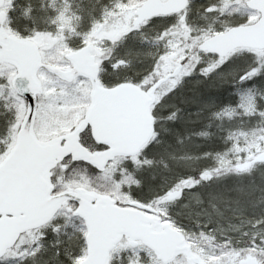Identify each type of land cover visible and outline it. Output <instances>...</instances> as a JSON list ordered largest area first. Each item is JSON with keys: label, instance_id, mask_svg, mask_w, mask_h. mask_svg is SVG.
<instances>
[{"label": "snow or ice", "instance_id": "obj_1", "mask_svg": "<svg viewBox=\"0 0 264 264\" xmlns=\"http://www.w3.org/2000/svg\"><path fill=\"white\" fill-rule=\"evenodd\" d=\"M192 3L193 0H113L112 7H105L101 18L94 20L89 30L81 34L84 46L81 51L99 52L98 41L94 38L101 35L108 37L104 43L111 45V49L107 59L101 58V64L117 73L140 64L142 67L137 69L135 78L119 79L117 86L131 82L139 94L145 97L146 104L154 98L155 93L161 91L163 95L160 99L174 98L194 76L200 78L198 84L207 83L210 89L227 85L232 90L231 94L237 97V102L223 106L213 115L219 118L238 114L258 125L241 133L252 138L249 147L241 149L233 146L235 151H244L245 155L235 157L236 162L233 163L225 159L227 153H217L218 164L214 169H201L198 176H181L166 184L155 196L140 195L130 187H125V182L131 181L132 177H121L118 175L120 170L111 167L120 161L117 140L112 137H93L90 135L91 126L80 134L81 144L89 158H80L61 146L58 150L61 152L60 159L53 166L49 167L40 161L29 163L16 137L22 132L27 133L29 125L33 123V114L39 111L45 101L32 83L34 78L31 72L21 67L17 75L26 78L29 83L23 89L11 90L12 104L16 106L12 109L13 118L6 125L0 122V125L10 127L9 141L0 146V264H49L50 260H55L56 264H116L117 261L119 264H178L176 258L181 255L182 249H187V238L182 235L185 229L171 209L186 197L196 204H202L201 190L215 176L227 172L250 174L255 166L264 165V150H250L255 145L264 147V92H260L264 88V49L257 52L248 45L226 46L229 41L238 39V34L243 30L264 28V0H259V3L257 0H233V4L225 7L229 11L235 7L240 18L220 27L194 24L189 16ZM166 4L170 6L169 11H157ZM225 7L208 5L203 8L200 17L207 21L209 17L226 14ZM132 8H139L147 14L135 23L129 21L120 33L109 31L115 20L123 21ZM64 16L62 11L58 18L62 20ZM178 33L183 34L179 47L174 39ZM146 48L150 51H145ZM144 57H147V63ZM171 57L179 61L182 71L178 74L167 67ZM11 83L6 76L0 77V84L5 89ZM149 83L151 87H148ZM21 101L27 108L26 120L19 110ZM179 111L178 108L170 111L166 114L167 119L174 121ZM152 120L151 131L158 138L155 109ZM156 142H150L144 151ZM89 143L93 147H89ZM140 155L143 156V151ZM209 155L207 152L203 154L205 157ZM126 161L129 168L134 162L141 163L140 157L135 155L127 157ZM80 163L85 166L84 171L74 173L67 179L65 174L69 165ZM143 163L151 164L152 161L145 159ZM88 167L96 171L95 181L111 184V192L100 194L91 190L95 182L85 175ZM46 168L51 175L45 171ZM56 169L63 171L58 172ZM189 182L190 186L182 187ZM65 188L72 190L73 195L65 197ZM209 195V203L215 209L212 200L223 199V195ZM33 198L47 201L58 211L26 229L19 227L31 211L30 202ZM234 202L242 215L251 212V235L240 247L232 243L231 237H226L219 251L202 250L200 255L204 257L203 264H224L226 253H238L240 257L252 256L255 264H264V209L258 211L250 201L239 197ZM189 206L183 205L184 208ZM154 210L160 214L156 215ZM61 218L63 223L57 224L56 221ZM73 218L79 220V225L73 223ZM211 221L209 213L208 222ZM11 224H16L18 230L5 238V230ZM137 225H145L155 234L167 233L171 229L170 243L173 246L165 249L164 241L156 236H137L134 232ZM48 230L53 232L55 239L51 243L52 254L46 258L49 247L44 241ZM105 232L109 239H105ZM201 235H204L203 230ZM244 235L248 236V233ZM26 236H31L27 243L24 239ZM62 236L66 237V241L60 238ZM125 236L127 239H124ZM98 244L105 250L103 260L96 258ZM183 264L194 262L185 260Z\"/></svg>", "mask_w": 264, "mask_h": 264}, {"label": "rangeland", "instance_id": "obj_2", "mask_svg": "<svg viewBox=\"0 0 264 264\" xmlns=\"http://www.w3.org/2000/svg\"><path fill=\"white\" fill-rule=\"evenodd\" d=\"M30 1L35 2L33 6H36L35 9L38 10L36 11L37 14L32 13L31 15L32 23H35L31 24L33 26H31V28L28 25H25L26 22L29 21L28 14L30 10L27 9V6ZM236 2H239V0H236ZM211 4H218L220 7H225L226 5L233 4V0H193L189 12L191 21L197 26L214 24L216 27H220L221 25L230 24L240 18L235 7H233L231 11L225 7L226 14L219 15L218 17H209L207 21L201 19L200 13L203 11V8ZM112 5L113 0H5L3 10L6 12L7 18L4 24V29L8 34L14 35L18 38L30 40L37 45L43 63L53 65L58 68H67L69 64L64 59V55L84 47L82 45L81 34L89 30L94 20L101 18V14L105 7L111 8ZM136 9L137 8L129 9L123 21L119 19L115 20V22L110 26L109 31L112 33H120L129 21L135 23L138 19L135 15ZM62 11L65 13V16L61 20L58 17L59 13ZM38 15L42 17L44 15V17L40 20L41 24L38 23ZM24 20L25 24L21 27L23 31L20 33L15 26H13V24L20 21L24 22ZM38 26L40 27L39 29L36 28ZM182 35L183 34L179 33V36L177 34L174 37L178 47ZM107 38L108 37L102 35L94 38V40L98 41L100 51L95 52V50H93L92 54L94 55L96 62L99 64L98 80L100 81V84L104 87H111L117 84L119 79H123L124 77L135 78L137 76V72H134V67L119 73L109 71L105 69L104 66L102 68L99 62H101V58L107 59V54L111 49V45L104 43V40ZM137 39H139V37H137ZM145 51H150V49L146 48ZM144 61L147 63V57H144ZM175 66H179V61L176 60L175 57L169 58L167 64L168 69L172 71ZM180 71H182V69ZM14 74L15 70L11 66L3 65L0 67V77L6 76L7 79L11 80ZM37 77L42 85L41 94L45 102L40 106L39 111L36 112L33 131L39 141H47L70 132L82 119L83 113L89 105V92L91 87L89 82L84 78H78L72 83H64L44 70H40ZM103 79H106L107 82L105 83ZM229 79H232V77H229ZM77 81H79V83H77ZM85 81H87L86 84L84 83ZM148 86H150V83ZM11 90L10 85L8 89H5L4 85L0 84V122H4V125H6L8 121L12 120V109L16 107L12 104V96L9 94ZM260 92H264V88L260 89ZM229 93L231 100L234 101L233 104H235L237 102V97L231 94V89ZM162 95L163 91L156 93L155 104L152 108V112L153 109H155V117L157 119L156 126L159 131V137L157 138L154 136L152 141L156 140L157 142L153 143L151 148L143 151V156L140 154L137 156L140 157V164H135L134 162L133 166L129 168L126 159L120 158V161L117 164L111 166L114 170H120L118 174L119 176L122 177L130 175L132 177L131 181L125 182V187H130L133 192H136L138 188H142L144 190V181H152V176L149 177L144 174L143 170L140 172L141 169L146 167H160L163 172H166L167 170L172 169L166 162H170L171 165L176 166L177 162L180 161L177 158L171 159L173 155L180 152H187L192 148V145H194L192 140L181 141L178 138L179 134L187 131V128L190 127L188 122L189 119L180 115L177 116L174 121L168 120L166 114L178 107L173 106L174 98L160 99ZM66 97L68 98L67 100L65 99ZM232 101L229 104H232ZM185 104L186 103H184V105ZM19 110L24 114L25 104L23 101H21L19 105ZM214 122L217 123L218 129L221 128L222 125H225L227 128L224 132H222L223 137H220L222 138V141H224L225 146L218 149V153L221 155L227 153L225 159L232 160L233 163H235V157H243L245 152H237L233 146L236 145L241 149H244L249 147V142L252 139L250 136L246 137L241 134L242 132L246 133L249 131L241 130V128L247 124L248 119L245 116L233 114L231 117L223 115L219 118H214L212 123ZM4 125H0V146L5 145L10 139V127ZM253 127H258V125L254 122L252 128ZM252 128L250 127L249 129ZM194 131L201 130L196 129ZM198 136L204 135L199 134ZM159 138L161 139L160 145ZM89 147H93V145L89 143ZM250 150L260 151L264 150V147L255 145L252 146ZM159 157H164L169 161H166L163 158L159 159ZM145 159L151 160L152 163L144 164L143 161ZM192 160L193 159L190 161ZM216 163L218 164V158L216 159ZM258 167L261 166H255L253 170H256ZM84 168L85 167L78 164L69 165L65 176L67 179H70L74 173L83 172ZM56 171L62 172L60 169H57ZM85 175L88 178H92L95 182V187L91 188L92 191H98L100 194H107L112 191L111 184L95 181V177L97 176L96 172L92 173L90 169L87 168ZM217 177L218 176L214 179H217ZM254 177L256 179H264V169L262 171L255 172ZM84 182L85 185H87V180ZM215 192L216 194H222L223 190L221 187L217 186ZM144 193L149 195L152 192H147L145 190ZM222 202L223 201H221V203ZM180 203H182V201ZM180 203L177 204L176 209ZM159 214L160 213L157 212V215ZM231 219L233 222L238 223V225H242L239 221L244 219V217L234 212L230 219L227 220L229 224L232 222ZM56 223L62 224L63 218L58 219ZM73 223L79 225V220L73 218ZM201 224L203 228H208L209 225H211L206 220H201ZM187 226L190 228L189 225ZM196 226L199 227L198 224ZM69 231H71V229H69ZM203 233L204 235H201V231L187 234L182 233L187 238L186 241L190 244L192 252L200 256L202 260L204 259V257L200 255L202 250L207 249L209 251H219V248L223 246L211 230L204 229ZM231 235L232 234L229 233L228 235L220 236L225 238ZM60 238L66 241V237L62 236ZM24 239L25 243H27V241L31 240V236H26ZM53 239H55L53 232L48 230L47 238L44 241V243L49 247V252L46 253V258L50 257L52 254L51 243ZM240 246L241 243H239L238 247ZM149 259L151 260L152 258ZM246 259L254 260V257H240L238 253H226L223 257L224 264H239V262L245 261ZM177 261L178 264H183L184 259L179 257L177 258ZM49 264H55V260H50ZM116 264H119V262L117 261Z\"/></svg>", "mask_w": 264, "mask_h": 264}, {"label": "water", "instance_id": "obj_3", "mask_svg": "<svg viewBox=\"0 0 264 264\" xmlns=\"http://www.w3.org/2000/svg\"><path fill=\"white\" fill-rule=\"evenodd\" d=\"M257 3H259V0H257ZM3 4L4 0H0V66L9 65L15 70V74L11 79V89H23L29 83L26 78L18 77L17 73L21 67L31 72L34 78L32 83H34L39 94L42 93V85L37 78V74L41 69L65 83H72L77 78H84L88 80L91 87L89 105L82 119L68 133L47 141H39L33 131L36 113L33 114V123L29 125L27 133L24 134L22 132L16 137L17 144L23 146L22 154L25 160L29 163L40 161L51 167L60 159L61 152L58 150L61 146H65V150L76 153L80 158H89L87 150L80 143L81 132L89 126H91L90 135L93 137L100 139L112 137L117 140L120 158H127L132 155L137 156L153 136L151 131L153 120L150 109L155 102V94L154 98L149 99L146 104L145 97L139 94L133 84L126 83L112 88L102 87L98 81L99 66L95 62L92 51H81L83 47L64 55V59L69 64L68 68H58L44 64L38 47L32 41L6 33L4 29L6 13L1 10ZM169 10L170 6L167 4L157 9L160 12ZM146 14L139 8L135 11V15L138 18ZM240 45L251 46L255 51L264 49V28L243 30L238 34V39L229 41L226 46L231 48ZM179 71L180 66H177L173 72L178 74ZM93 98H95V102H93ZM27 115L25 106V120ZM21 126L23 129V125ZM45 171L48 172V168ZM48 175H51V172H48ZM72 195V190L67 188L64 190L65 197ZM30 208V213L24 218L23 223L19 227L26 229L29 225L40 223L42 218H46L58 211V209L51 207L47 201H40L36 198L31 200ZM155 214L157 215L156 212ZM17 230L18 226L11 224L5 230V238L16 233ZM134 232L137 236L144 238L156 236L162 239L165 249L173 246L170 243L171 229L167 233L155 234L147 226L137 225L134 228ZM104 237L109 239L107 232H105ZM124 239H127V237L125 236ZM186 244L187 249H182L179 257H183L184 261L191 260L194 264H203L201 257L192 252L191 246L187 241ZM96 258L98 260L105 258V250L102 245L98 244L97 246ZM239 264H255V262L253 259H246L239 262Z\"/></svg>", "mask_w": 264, "mask_h": 264}, {"label": "trees", "instance_id": "obj_4", "mask_svg": "<svg viewBox=\"0 0 264 264\" xmlns=\"http://www.w3.org/2000/svg\"><path fill=\"white\" fill-rule=\"evenodd\" d=\"M34 4H35L34 1H30L28 3L27 9H29L30 12L28 14L29 21H27L26 24H25V20L24 22L20 21V22H15L13 24V26H15V28L20 33H22L23 31L21 27H23L24 24L28 25L30 28L32 26L31 24H35V23H32V19H31L32 13H36V11H38L37 9H35L36 6L35 7L33 6ZM43 17L38 15V19H39L38 23L41 22L40 20ZM36 28L39 29L40 27L38 26ZM178 36H179V33H178ZM99 63L103 68V65L101 64V62ZM140 67H142L140 64H135L134 72H137V69ZM136 75H138V73ZM199 79H200L199 77L194 76L191 80L187 81L184 84L181 91L178 92L177 95L174 97V102H173L174 103L173 106L178 107V109L180 110L178 112V116L181 115L184 118L193 119L196 122V124L190 123V127L187 128V131L182 132L181 134L178 135V138L181 141L192 140L195 146L192 145V148L187 152H180V153L173 155L171 159L177 158L180 161L177 162L176 166L171 165L170 162H166L168 166L172 168V169L167 170L166 172L165 171L163 172L160 167H146V168L141 169L140 172H142L143 170L144 174L148 175L149 177L152 176V181H147V180L144 181V190L142 188H138L136 190V193L140 195H144V196H155L156 193L163 190V187L166 186V184L179 179L181 176H198L199 171L201 169H205V168L214 169L215 168V165L213 164V162H211L212 159L209 156L207 157L203 156L205 152L208 153V150L205 146L206 145L205 142L207 140H211L214 142V143L211 142V144L216 154L218 153V149H221L225 146L224 141H222V138L220 137H223L222 132H224L225 129L227 128L225 127V125H222L221 128L218 129L217 123L215 122L212 123V122L214 118H217L213 115V113L219 111L223 106L229 104L232 101L229 95L230 88L227 85H223V86L217 85L216 88L210 89L207 83L198 84L197 80ZM103 81L105 83L107 82L106 79H103ZM184 103L186 104L184 105ZM233 103L234 101H232V104ZM152 108H151V115L153 116ZM156 120H155V123L157 124ZM235 124L238 125L237 123ZM253 124L254 122L248 121L247 124L241 128V130L243 131L250 130L249 128L250 127L252 128ZM196 129H199L202 131H194ZM201 133H206V134H211V135L209 136V138L206 135H204L202 136L204 138L201 139V136H198ZM217 133H220V135ZM212 135H214V137ZM210 137H213V138L210 139ZM160 144H161V139L159 138V145ZM146 146L143 148L142 151H144ZM199 148L200 149L202 148L201 153L199 156H196L195 155L196 152L199 153L200 151ZM162 158L165 159L164 157H159V159H162ZM191 159L193 160L190 161ZM165 160L169 161L167 159ZM186 164L189 167H187ZM79 165L85 167L82 164H79ZM260 166L261 167H258L256 170L251 171L250 174H243V175L236 174L230 181H227L224 178L223 174L219 175L223 177L226 180V182L219 184L217 182V179H213L206 187H204L201 190V193H202L201 198L203 200L202 204H196V202L192 200L190 197H186L185 200H182V203H180L177 209H176L177 205H175L173 209L171 210L174 215L176 212L179 213V215H176V216L177 217L179 216V218L181 219V220L179 219L178 221H180V223L183 225L185 229L184 233L187 234L191 232H198L204 229H209L212 231L214 236L217 237V240L220 241L222 244L224 243V240L226 237L222 238L220 235H228L229 233L232 234L229 237H231L232 240L234 237V242L237 244L239 243L242 244L243 241L247 240L252 232V224L250 223L251 212H249L248 214L242 215L237 210V205L235 204L234 201L238 197L241 199H247L248 201L251 202V204H254L255 207H257L256 209L258 211L260 209H264V204H263L264 191L262 192V189L260 188L261 186L264 189V179L262 180L258 179L260 180L258 182L256 181L257 180L256 178L253 181L250 179L251 176L254 175L255 172H259L264 169V165H260ZM60 170L63 171V169H60ZM90 171L94 173L92 169H90ZM213 175H215L214 172H213ZM149 177H148V180H149ZM190 183L191 182H189V184L187 185H182V187H188L190 186ZM217 186L221 187L223 190V193H222L223 199L212 200V203L216 205V208L214 209L211 207V204L209 203V201L211 200L209 193L216 194L215 190ZM241 189L243 190V192H241ZM145 190L147 192H152V193L149 195H146L144 193ZM221 201L223 202L221 203ZM184 204H189L190 206L188 208H184L183 207ZM234 212L244 217V219L239 221L240 223H242V225H238V223L233 222L232 219H231L232 222L230 224L227 222V220L230 219L231 215ZM209 213L211 214V217H212V221L209 222V224L211 225H209L208 228H203L201 224V220L208 221ZM186 224L189 225L191 229ZM197 224L199 225V227L196 226ZM245 232L248 233V236L244 235Z\"/></svg>", "mask_w": 264, "mask_h": 264}, {"label": "bare ground", "instance_id": "obj_5", "mask_svg": "<svg viewBox=\"0 0 264 264\" xmlns=\"http://www.w3.org/2000/svg\"><path fill=\"white\" fill-rule=\"evenodd\" d=\"M3 10V9H2ZM137 17V16H136ZM138 18V17H137ZM177 66H175V68H176ZM174 68V69H175ZM174 69L172 70V71H174ZM189 124L191 123V124H196V122L193 120V119H189ZM202 131V130H201ZM217 134H219L220 135V133H217ZM211 134H207L206 136L209 138V136H210ZM213 137H214V135H212ZM213 137H210V139H212ZM204 137H202L201 136V139H203ZM211 142L212 143H214L213 141H211V140H207L206 142H205V146H206V148H207V150H208V153H210L211 155H209V157L212 159L211 160V162H213V164L216 166L217 165V163H216V159L218 158V156H217V154H216V152H214V150H213V148H212V144H211ZM203 148V147H202ZM201 148V149H202ZM200 149V148H199ZM198 149V150H199ZM201 149H200V151H199V153L198 152H196V156H199L200 155V153H201ZM187 165V164H186ZM187 167H189L188 165H187ZM89 168V167H88ZM192 168V167H191ZM194 168V167H193ZM193 170H195V169H193ZM224 175V178L227 180V181H230V180H232V178L234 177V175H236L234 172H227V173H224L223 174ZM215 176V175H214ZM216 177V176H215ZM231 177V178H230ZM223 177H221V176H218L217 177V182L219 183V184H221V183H225L226 182V180L224 179ZM252 181L255 179V177H254V175H252L251 176V178H250ZM257 182L258 181H260V180H256ZM260 188L262 189V192L264 191V189L260 186ZM261 192V193H262ZM261 197H263V196H261ZM155 211V210H154ZM172 211V210H171ZM173 213V212H172ZM174 215V214H173ZM176 216V215H175ZM176 219L177 220H179V216L177 217L176 216ZM232 243L234 244V245H236L237 247L239 246V244H237V243H235L234 242V237H233V240H232Z\"/></svg>", "mask_w": 264, "mask_h": 264}]
</instances>
